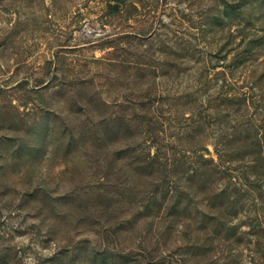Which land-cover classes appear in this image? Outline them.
<instances>
[{
  "label": "rangeland",
  "instance_id": "374dc122",
  "mask_svg": "<svg viewBox=\"0 0 264 264\" xmlns=\"http://www.w3.org/2000/svg\"><path fill=\"white\" fill-rule=\"evenodd\" d=\"M263 253L264 0H0V264Z\"/></svg>",
  "mask_w": 264,
  "mask_h": 264
},
{
  "label": "trees",
  "instance_id": "16d2710c",
  "mask_svg": "<svg viewBox=\"0 0 264 264\" xmlns=\"http://www.w3.org/2000/svg\"><path fill=\"white\" fill-rule=\"evenodd\" d=\"M209 168H210V167H209ZM211 170H215V168L213 167V169H211ZM176 205H177V206H174V208H175L176 210H178V211H182V210L186 209V208H184V206L182 205L181 210H180V209H179V208H180L179 203H176ZM182 213H183V211H182ZM237 228H238L237 225H235V226L232 228L233 233H234V235H233L234 238L236 237V235H235V231H236ZM234 229H235V230H234ZM215 231H216V229L214 228V229L212 230V232L215 233ZM195 248H196V246H195ZM263 259H264V253H263Z\"/></svg>",
  "mask_w": 264,
  "mask_h": 264
}]
</instances>
